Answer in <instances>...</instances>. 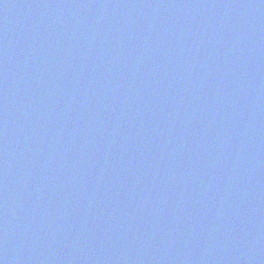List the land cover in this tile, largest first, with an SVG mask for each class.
<instances>
[{"label": "water", "instance_id": "water-1", "mask_svg": "<svg viewBox=\"0 0 264 264\" xmlns=\"http://www.w3.org/2000/svg\"><path fill=\"white\" fill-rule=\"evenodd\" d=\"M2 264H264V0H0Z\"/></svg>", "mask_w": 264, "mask_h": 264}, {"label": "snow or ice", "instance_id": "snow-or-ice-1", "mask_svg": "<svg viewBox=\"0 0 264 264\" xmlns=\"http://www.w3.org/2000/svg\"><path fill=\"white\" fill-rule=\"evenodd\" d=\"M0 264H2V261H0Z\"/></svg>", "mask_w": 264, "mask_h": 264}]
</instances>
